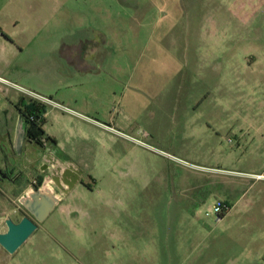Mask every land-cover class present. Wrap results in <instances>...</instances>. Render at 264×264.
Instances as JSON below:
<instances>
[{
    "label": "rangeland",
    "instance_id": "obj_1",
    "mask_svg": "<svg viewBox=\"0 0 264 264\" xmlns=\"http://www.w3.org/2000/svg\"><path fill=\"white\" fill-rule=\"evenodd\" d=\"M0 31V128L52 99L85 175L0 264H264V0H0Z\"/></svg>",
    "mask_w": 264,
    "mask_h": 264
},
{
    "label": "flooded vegetation",
    "instance_id": "obj_2",
    "mask_svg": "<svg viewBox=\"0 0 264 264\" xmlns=\"http://www.w3.org/2000/svg\"><path fill=\"white\" fill-rule=\"evenodd\" d=\"M0 34L6 39L12 40L9 36L2 33V31H0ZM85 60L86 58L82 59L83 62ZM23 99L26 101L33 100L37 103L45 105L44 102L35 98L26 99L23 97ZM16 110L20 117V124L24 126V130L17 127L16 123H14V126L11 127L12 123L10 122H6L5 126L0 128V151L4 156L2 164L0 165V182H7L11 188H18L21 187L24 177L27 176L29 177L28 186L33 190H39L49 183H52L55 194L61 197H67L74 188L79 185H84V173L70 163L62 161L59 153H57L54 148L56 146L55 140L47 135L40 144L29 140L27 136V120L20 113L17 107ZM13 133L14 137H12ZM28 145L32 149L34 148V152L31 153L32 157H35L38 153L37 157L41 158L43 162L39 166L17 169V167L13 164V161H15L22 154L24 147ZM22 199L24 198H17L18 202H16L11 197H1L5 208L10 210L15 216L13 217L12 215H7L5 212H0L1 234L6 233L9 229L7 220H11L14 224H18L23 218L27 217L38 227L39 224L42 223L38 222L33 212L27 207L29 199ZM59 200L61 202L64 200V197L59 198ZM57 205L58 203L56 204L54 210ZM1 249L5 250L3 247Z\"/></svg>",
    "mask_w": 264,
    "mask_h": 264
},
{
    "label": "water",
    "instance_id": "obj_3",
    "mask_svg": "<svg viewBox=\"0 0 264 264\" xmlns=\"http://www.w3.org/2000/svg\"><path fill=\"white\" fill-rule=\"evenodd\" d=\"M27 202V207L33 212L38 222H43L54 210L58 199L49 194L34 190ZM9 227L6 233H0V245L9 253L16 252L37 230L38 226L25 217L18 224L7 220Z\"/></svg>",
    "mask_w": 264,
    "mask_h": 264
},
{
    "label": "trees",
    "instance_id": "obj_4",
    "mask_svg": "<svg viewBox=\"0 0 264 264\" xmlns=\"http://www.w3.org/2000/svg\"><path fill=\"white\" fill-rule=\"evenodd\" d=\"M17 109L27 120V136L30 141L41 143L46 134L44 131L46 104L21 98L16 104Z\"/></svg>",
    "mask_w": 264,
    "mask_h": 264
},
{
    "label": "crops",
    "instance_id": "obj_5",
    "mask_svg": "<svg viewBox=\"0 0 264 264\" xmlns=\"http://www.w3.org/2000/svg\"><path fill=\"white\" fill-rule=\"evenodd\" d=\"M21 43L22 42H19V43L17 42L16 48L14 50L15 52L19 48L23 49V45ZM76 50H77L76 47H74L73 49H68L67 54H69V56L67 57V59H69L70 61H72V59L78 60L80 58L81 53H77ZM49 100L52 101V99H49ZM16 124H17V127H19L21 130H24V126L20 124L19 115H17ZM12 137H14V133L12 134ZM32 152H34V148L32 149L29 145L24 147L22 154L15 161H13V164L17 167V169H22L23 167L39 166L43 162L41 158L37 157L38 153L35 157H32L31 155ZM2 161L3 160H0V165L2 164Z\"/></svg>",
    "mask_w": 264,
    "mask_h": 264
},
{
    "label": "built area",
    "instance_id": "obj_6",
    "mask_svg": "<svg viewBox=\"0 0 264 264\" xmlns=\"http://www.w3.org/2000/svg\"><path fill=\"white\" fill-rule=\"evenodd\" d=\"M35 99L37 100H41L42 102H44L46 104V101H51V100H48L46 98H43V97H39L38 95H34ZM224 206L222 204H218L215 208V213L218 215V219L221 218V215L224 213L223 210H224Z\"/></svg>",
    "mask_w": 264,
    "mask_h": 264
}]
</instances>
